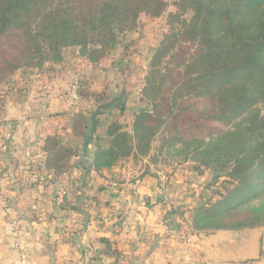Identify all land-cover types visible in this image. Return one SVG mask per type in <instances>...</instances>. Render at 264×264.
<instances>
[{
	"label": "trees",
	"instance_id": "16d2710c",
	"mask_svg": "<svg viewBox=\"0 0 264 264\" xmlns=\"http://www.w3.org/2000/svg\"><path fill=\"white\" fill-rule=\"evenodd\" d=\"M178 6L184 12H192L193 17L183 22L180 33L166 35L151 65L148 90L151 95L160 91L159 82L164 78L156 65L161 63L166 46L180 35L189 36L184 42L190 41L196 48L191 53L189 47L181 45V54L178 53L179 58L176 56L177 67L184 68L178 73L182 81L177 96H187V101L179 105L170 104L169 97L160 101L166 104L163 108L173 124L171 132L210 136L220 131L219 122L249 113L244 126L231 133L229 145L235 157L228 177L248 193L258 185L264 188V113L257 110L258 105L264 107V0H179ZM164 11V0H0V100L5 95L4 88L14 83L17 72L40 67L51 58L50 53L55 60H61L59 54L65 47L79 48L88 62L95 64L108 58L110 51L126 42L124 37H129L131 41L124 47L128 52L131 45L137 44L131 33L137 28L141 14L157 19ZM117 65L120 69L121 63ZM90 88L91 84L81 83L77 93L84 96ZM100 95L90 96H95L98 102L104 97L103 93ZM111 105L103 104L101 110L89 116L98 125L102 111L110 110ZM5 107L1 100L0 115ZM116 108L123 110L122 105ZM88 119L86 112H79L70 119L71 137L55 135L46 139V169L56 175L63 173L66 161L78 153L76 141L80 137L85 142L91 141ZM115 127L114 123L101 129L98 126L99 140L113 137L112 142L117 143L127 137L119 133L121 125ZM203 140L197 141L196 152L206 147ZM217 151L215 148L210 155ZM205 164L216 170L212 161ZM263 225L264 206H259L248 210L240 220L235 215H225L201 228L235 230ZM97 259L92 257L90 264Z\"/></svg>",
	"mask_w": 264,
	"mask_h": 264
},
{
	"label": "crops",
	"instance_id": "0c3cea01",
	"mask_svg": "<svg viewBox=\"0 0 264 264\" xmlns=\"http://www.w3.org/2000/svg\"><path fill=\"white\" fill-rule=\"evenodd\" d=\"M69 74L50 80L54 90L77 92ZM57 97L43 95L31 102L25 96L21 103L11 98L0 119V264H18L12 220L22 224L33 264H90L91 240L96 242L95 264H189L195 255L209 264H264V225L235 230L195 226L196 237L187 250L176 233L177 196L172 188L143 173L123 182L110 180L108 170H99L95 162L101 140L77 143L78 153L66 161L63 173L56 175L45 165L44 172H38V165L46 162L41 144L49 119L83 112L75 97L65 113L69 108ZM90 112L88 135L95 138L98 125ZM62 126L67 127L63 136L70 137L71 122ZM60 185L74 194L62 207L56 204ZM191 215L198 219L200 212Z\"/></svg>",
	"mask_w": 264,
	"mask_h": 264
},
{
	"label": "rangeland",
	"instance_id": "374dc122",
	"mask_svg": "<svg viewBox=\"0 0 264 264\" xmlns=\"http://www.w3.org/2000/svg\"><path fill=\"white\" fill-rule=\"evenodd\" d=\"M164 1L165 11L160 18L155 19L141 14L137 28L131 33L137 44L131 45L128 52L124 51V47L125 43H129L127 41L131 40L129 37L123 38V35L121 38L126 42L111 50L108 58L95 64H90L81 54L79 48L65 47L59 54L61 60H55L52 58L53 54L50 53L51 58L44 61L40 67L35 66L32 70L17 72L14 83L4 88L5 95L1 100L5 105L6 102L12 101L11 98L16 99L13 102L21 103L27 96V99L33 102L42 98L43 95L51 96L53 94V97L58 96L56 99L59 103H66L62 106L66 109L69 108L65 111L68 113L71 111V106L74 105L72 102L75 99L66 101L65 96L61 99L62 92L54 90L50 82L58 75L70 73V77L68 75L67 79L75 82L76 86L73 87L76 89L81 83L91 84L89 92H86L89 95L85 94L82 97L75 92L76 100L81 103L83 112H94L95 109L98 112L101 110V105L113 104L110 110L102 111L104 114L99 117L98 129L111 126L114 123L116 127L121 125L119 133L122 132L127 136L117 143L112 142L113 137L101 139V149L95 162H97L99 170L102 168L108 170L110 180L115 177V180L123 182L141 173L150 178H161L164 184L169 187L168 190L172 188V195L177 196V204L174 209L185 213L188 216L186 222L193 228L208 225L214 219L225 215L230 217L235 215V218L240 220L246 216L248 210L264 206V193H262L264 188L261 185L248 193L239 183L233 182L228 177L230 164L235 157V153L229 145L232 139L231 133L238 127L244 126V121L248 118L249 113L229 121L219 122L217 126L220 127V131L214 132L210 136L200 132L186 136L171 132L173 124L168 120L166 109L163 108L166 104H161L160 101L163 97H169L170 104L176 102L179 105L187 101V96H177V89L182 81L178 78V73L184 70L182 67H177L178 53L181 54L183 49L180 47L186 45L191 53L196 48L190 41L184 42L189 37L186 35L178 36L174 43L167 45V51H164L161 63L156 65V69H159L164 78L159 82L160 91L151 95L148 90L147 80L151 78V65L158 49L164 44L166 35L180 33L183 22L190 21L193 17L192 12H184L180 9L179 0ZM120 63L119 69L117 64ZM171 70L175 71L171 72ZM73 71L77 74L74 75ZM43 85L51 87L52 92L41 89L39 92L38 88ZM91 93L96 95L103 93L104 97L97 102L95 96H90ZM115 100L117 103H114ZM121 105L123 110L116 108ZM157 105L159 106L157 107ZM257 110L264 113L262 105H258ZM3 114L0 115V119ZM71 115L72 113L66 117L67 119L57 116L50 118L46 129L47 138L55 135L63 136L67 127L62 126V123L69 125ZM161 119L165 122L162 124L152 123L153 120L160 121ZM53 120H55L53 124H57V126L52 125ZM90 125L92 127V124ZM52 126L55 130H52ZM177 129L180 130L178 126ZM98 137L97 133V137L94 138L93 135L91 140L98 139ZM47 138L41 144L46 160L48 155L44 147ZM200 139H204L206 147L202 152H196L197 141ZM82 141L83 138L80 137L76 143L80 144ZM97 143L99 142L97 141ZM220 147L222 151H219ZM215 148H218V151L214 155H210ZM46 160L44 159V161ZM208 161H212L216 170L208 168L205 164ZM1 162L2 160H0V164ZM45 164L46 162L43 165L39 164L36 170L44 172ZM220 166H224L223 170L220 169ZM81 183H83L82 179ZM62 186L64 185L59 187ZM70 192L71 195H74L72 190ZM197 210L200 215L198 219H195L191 213Z\"/></svg>",
	"mask_w": 264,
	"mask_h": 264
},
{
	"label": "built area",
	"instance_id": "2783aa9c",
	"mask_svg": "<svg viewBox=\"0 0 264 264\" xmlns=\"http://www.w3.org/2000/svg\"><path fill=\"white\" fill-rule=\"evenodd\" d=\"M45 90L46 92H52V88L46 85H43L42 87L38 88V91L41 92V90ZM74 92V91H72ZM61 99L63 96L66 97V101L75 99V94H67V93H61ZM59 98V99H60ZM61 105H66V103H61ZM71 197V192L66 186L59 187L57 194H56V204L59 207L64 206L68 200ZM188 217L185 213L179 212L177 213L175 217V225H176V233L178 236V240L181 242V244L188 250L193 245V241L196 237V231L194 228L186 222ZM10 225L12 228V232L14 235V247L18 254V264H33V257L29 254L27 248L24 244V237H25V231L22 227V224L18 220H12L10 221ZM87 252L90 257L97 256L96 251V242L94 240H91L90 243L87 246ZM189 264H209L208 261L205 259L202 255H195L191 257V260Z\"/></svg>",
	"mask_w": 264,
	"mask_h": 264
},
{
	"label": "water",
	"instance_id": "95a60500",
	"mask_svg": "<svg viewBox=\"0 0 264 264\" xmlns=\"http://www.w3.org/2000/svg\"><path fill=\"white\" fill-rule=\"evenodd\" d=\"M87 164L89 165V167L93 168V163L92 162H87Z\"/></svg>",
	"mask_w": 264,
	"mask_h": 264
}]
</instances>
